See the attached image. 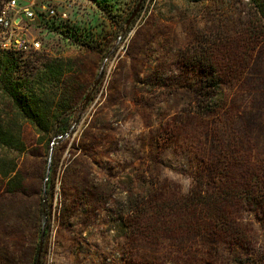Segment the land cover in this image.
Listing matches in <instances>:
<instances>
[{"label": "rangeland", "instance_id": "rangeland-1", "mask_svg": "<svg viewBox=\"0 0 264 264\" xmlns=\"http://www.w3.org/2000/svg\"><path fill=\"white\" fill-rule=\"evenodd\" d=\"M56 2L68 29L40 32L43 52L13 69L51 129L24 121L15 179L0 175V264H35L42 228L38 264H264V40L248 42L252 3ZM203 44L231 70L212 118L192 114ZM220 186L231 200L225 234L204 225L207 209L192 226L170 209L178 199L198 213L190 192ZM147 190L171 216L157 228L147 229L150 211L139 227L125 213L126 198Z\"/></svg>", "mask_w": 264, "mask_h": 264}, {"label": "trees", "instance_id": "trees-1", "mask_svg": "<svg viewBox=\"0 0 264 264\" xmlns=\"http://www.w3.org/2000/svg\"><path fill=\"white\" fill-rule=\"evenodd\" d=\"M253 7L254 12L250 13L251 32L248 35V42H261L264 40V0H249ZM60 5V4H59ZM62 6V5H61ZM68 20H51L49 22L41 23L43 28L42 32L44 35L47 32L53 33L56 30L63 31L68 29ZM41 33V36H42ZM248 44V43H247ZM210 45L203 44L199 46V49L193 53L195 59V66L199 72V79L195 88L191 91V104H193L192 114L198 117L212 118L219 114L226 104L225 100L220 94V85L222 84V75L231 72L227 65L219 60L216 54V49ZM40 52L34 54L23 55L14 52H3L0 51V175L7 179L8 184L12 182L15 177V161L16 157L24 151V145L20 140V129L24 121L32 124L36 131L40 134H48L51 127L47 124V116L43 112H38L33 104H28L18 94V87L15 82L12 81L13 69L16 63L31 59L33 56L41 54ZM9 120H5V118ZM14 154V155H13ZM2 155V156H1ZM12 175V176H11ZM131 192V191H130ZM192 198L190 202L197 201L200 205L197 213L195 205L192 211L185 212L181 208L180 201L174 199L170 209H174V216H181L183 219L185 215L193 216L191 220L185 222L192 226L193 222L196 224L198 218L196 214L206 212L208 210L209 215L204 219V225H211L216 227L215 231L212 230L213 234L222 235L225 234L224 230L228 227L231 228V220L225 213V204L229 205L231 202L229 198V191L220 186L216 193H210L209 195H200V192L191 191ZM134 197V198H133ZM147 198V201L145 200ZM159 202L154 206L156 202ZM126 216L127 219L133 218L135 224L139 227L140 217L145 216L143 209L147 210V214L152 212V217L147 222V229L157 228L163 225L161 218L168 219L170 214L165 211L166 205L161 199V195L154 190H147V196H141L136 193L132 196L130 194L126 198ZM224 205V206H223ZM122 228L127 230L128 227L125 223H122ZM219 230V231H218Z\"/></svg>", "mask_w": 264, "mask_h": 264}, {"label": "built area", "instance_id": "built-area-1", "mask_svg": "<svg viewBox=\"0 0 264 264\" xmlns=\"http://www.w3.org/2000/svg\"><path fill=\"white\" fill-rule=\"evenodd\" d=\"M56 0H0V51L23 55L40 52L41 23L67 19ZM35 31L34 35L27 34Z\"/></svg>", "mask_w": 264, "mask_h": 264}, {"label": "water", "instance_id": "water-1", "mask_svg": "<svg viewBox=\"0 0 264 264\" xmlns=\"http://www.w3.org/2000/svg\"><path fill=\"white\" fill-rule=\"evenodd\" d=\"M101 75H102V71L99 72V74H98V76H97V78L95 80L94 86H96L97 83L99 82V80L101 78ZM48 174H49V167L46 170L45 181L47 180ZM44 190H45V184H43V189H42L43 195H44ZM43 239H44V235H43V228H42L41 229V233H40V239H39L38 251H37L35 264H38V260H39V256H40V252H41V247H42V244H43Z\"/></svg>", "mask_w": 264, "mask_h": 264}]
</instances>
